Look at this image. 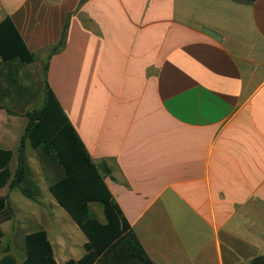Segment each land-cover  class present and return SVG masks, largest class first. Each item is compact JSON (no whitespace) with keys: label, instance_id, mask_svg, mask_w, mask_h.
Segmentation results:
<instances>
[{"label":"crops","instance_id":"0c3cea01","mask_svg":"<svg viewBox=\"0 0 264 264\" xmlns=\"http://www.w3.org/2000/svg\"><path fill=\"white\" fill-rule=\"evenodd\" d=\"M81 1L0 0V23L10 17L34 63L47 61L153 264H253L264 256V0ZM19 71L0 70V148L14 161L28 119L4 102ZM54 225L39 230L56 261L81 259L79 227L77 241Z\"/></svg>","mask_w":264,"mask_h":264},{"label":"trees","instance_id":"16d2710c","mask_svg":"<svg viewBox=\"0 0 264 264\" xmlns=\"http://www.w3.org/2000/svg\"><path fill=\"white\" fill-rule=\"evenodd\" d=\"M86 1L82 0L81 4ZM246 3L245 0H232ZM71 14L63 27L59 43L51 48L49 58L63 50L70 26ZM0 70L3 64L16 63L18 67L35 62L13 20L7 17L0 23ZM45 66L44 100L39 108L26 112L28 119L18 150V164L11 169L14 153L0 148V189L20 190L24 196L35 199L40 188L31 178L26 148L41 152L56 170L64 173L49 186V192L87 238L85 254L67 264H153L119 204L105 182L104 175L92 160L83 140L64 111L47 79ZM18 98L26 94L21 82L13 81ZM3 107L0 106V109ZM92 204L101 207L105 222L96 217ZM7 196L0 195V248L4 231L1 224L13 218ZM25 259L22 264H59L45 230L29 233L24 237ZM0 264H17L9 249L4 250Z\"/></svg>","mask_w":264,"mask_h":264},{"label":"rangeland","instance_id":"374dc122","mask_svg":"<svg viewBox=\"0 0 264 264\" xmlns=\"http://www.w3.org/2000/svg\"><path fill=\"white\" fill-rule=\"evenodd\" d=\"M46 63L47 61H40L19 67L21 71L19 72L22 73L20 82L26 97L18 98L16 87L7 84V86L13 88L11 92L15 96L10 98L9 103H7L8 101L4 103L15 110H22L24 107L26 112L39 108L44 100ZM26 158L30 167L31 178L40 188V196L31 199L24 196L18 189L9 190L6 188L3 191L0 190L1 195L8 197L10 207L14 214L11 220L4 221L1 224L4 231V238L2 247L0 248V259L4 256V250L9 249V254L19 264L25 258V235L42 229L45 224L49 227L51 235H53L55 230H58L57 225H54V223H59V226L70 232V234H73L77 241H79L77 233H81L66 211L59 205L58 207L53 205V201L55 203L57 202L50 194L49 186L62 177V172L56 170L48 158L44 157L40 151L32 149L29 145L26 148ZM13 161L11 163V169L14 171L17 167L18 160ZM92 208L96 216L103 218L101 207L92 205ZM51 216H53V220L50 224L49 218Z\"/></svg>","mask_w":264,"mask_h":264},{"label":"water","instance_id":"95a60500","mask_svg":"<svg viewBox=\"0 0 264 264\" xmlns=\"http://www.w3.org/2000/svg\"><path fill=\"white\" fill-rule=\"evenodd\" d=\"M246 2H248V3H251V2H255V1H257V0H245ZM212 36H214V37H216L217 38V36H215V34H212V33H210ZM253 264H264V256H261V257H259V258H257L254 262H253Z\"/></svg>","mask_w":264,"mask_h":264}]
</instances>
